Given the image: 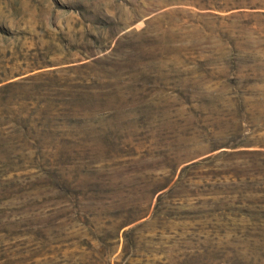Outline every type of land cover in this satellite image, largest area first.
Segmentation results:
<instances>
[{"label": "rangeland", "instance_id": "rangeland-1", "mask_svg": "<svg viewBox=\"0 0 264 264\" xmlns=\"http://www.w3.org/2000/svg\"><path fill=\"white\" fill-rule=\"evenodd\" d=\"M0 264H264V0H0Z\"/></svg>", "mask_w": 264, "mask_h": 264}]
</instances>
